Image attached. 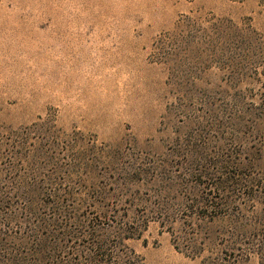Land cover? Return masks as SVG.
Segmentation results:
<instances>
[{"label": "rangeland", "instance_id": "rangeland-1", "mask_svg": "<svg viewBox=\"0 0 264 264\" xmlns=\"http://www.w3.org/2000/svg\"><path fill=\"white\" fill-rule=\"evenodd\" d=\"M0 198V264H264V0H0Z\"/></svg>", "mask_w": 264, "mask_h": 264}, {"label": "trees", "instance_id": "trees-1", "mask_svg": "<svg viewBox=\"0 0 264 264\" xmlns=\"http://www.w3.org/2000/svg\"><path fill=\"white\" fill-rule=\"evenodd\" d=\"M212 28H217V25L214 23V24H211V25H209L208 27H207V29L210 31V29H212ZM29 138L30 137H28L27 135H25V137H24V140L23 141H21L22 139H23V136L22 135H20V134H18V135H15V136H13V137H10V138H8V139H10L9 141H10V144H11V147H12V145H14V147L13 148H18L20 151L17 153V151L16 152H14L13 154L15 155L14 156V158L16 159V160H18V161H20V162H26V164H30V163H28L27 161H26V158H27V156H29L28 154L30 153V151L27 149V147L28 146H31L32 145V143H29ZM23 149H24V151L25 152H23ZM35 154H36V151H35ZM38 154V153H37ZM39 156H42V153H39L38 154ZM33 157L35 156V155H32ZM7 169H9V170H6L7 172H9L10 173V179L12 178V180H19L18 182H22L23 181V177H22V175L20 174V169H17V168H12V167H7ZM2 171L4 170L5 171V169H1ZM20 185V184H19ZM0 202H2V199L0 198ZM211 212V211H210ZM204 216V215H203ZM205 216H207V215H205ZM58 245H56L54 248H56V249H58V247H57ZM94 247L96 248V249H100L101 248V246H99V244L98 243H96V244H94ZM43 257H40L39 259H37L36 260V262H39L40 261V259H42ZM53 263H55V264H69L68 262L67 263H64V262H62V261H60V260H54V262ZM131 264H136V261L134 260L133 261V263H131Z\"/></svg>", "mask_w": 264, "mask_h": 264}]
</instances>
